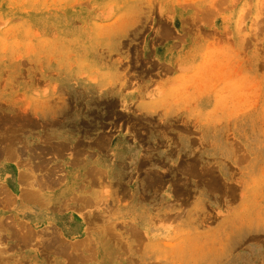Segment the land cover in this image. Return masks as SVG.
I'll use <instances>...</instances> for the list:
<instances>
[{
    "label": "rangeland",
    "instance_id": "obj_1",
    "mask_svg": "<svg viewBox=\"0 0 264 264\" xmlns=\"http://www.w3.org/2000/svg\"><path fill=\"white\" fill-rule=\"evenodd\" d=\"M0 264H264V0H0Z\"/></svg>",
    "mask_w": 264,
    "mask_h": 264
},
{
    "label": "bare ground",
    "instance_id": "obj_2",
    "mask_svg": "<svg viewBox=\"0 0 264 264\" xmlns=\"http://www.w3.org/2000/svg\"><path fill=\"white\" fill-rule=\"evenodd\" d=\"M26 192H28V191L26 190ZM23 193H24V192H23ZM30 193H32V192H30ZM24 195H25V193H24ZM24 197H26V196H24ZM132 228H133V227H132ZM134 228H135V227H134ZM55 231H56V230H55ZM132 231H133V230H132ZM133 232H134V231H133ZM53 233L55 234L54 230H53ZM137 233H138V231H137ZM54 234H53V235H54ZM57 234H58V233H57ZM135 234H136V233H135ZM32 236H33V235H32ZM51 237H53V236L51 235ZM28 238H29V237H28ZM55 238H57V236H56ZM53 239H54V237H53ZM53 239L51 238V240H53ZM30 240H31V239H30ZM30 240H29V241H30ZM21 241H22V239H21ZM23 241H25V240H23ZM55 241H56V240H55ZM55 241H54V242H55ZM57 241H58V240H57ZM57 241H56V242H57ZM59 241H60V240H59ZM84 241H85V240H84ZM41 242H42V241H41ZM51 242H52V241H51ZM54 242H53V243H54ZM43 243H44V242H43ZM58 243H59V242H58ZM58 243H55L54 246H56V244H58ZM79 243H80V242H79ZM83 243H84V242H83ZM82 245H83V244H82ZM57 246H58V245H57ZM60 246H61V244H60ZM60 248H61V247H60ZM60 248H59V249H60ZM63 249H64V248H63ZM63 249H60V250H63ZM63 252L68 253V252L65 251V249H64ZM68 255H69V253H68Z\"/></svg>",
    "mask_w": 264,
    "mask_h": 264
}]
</instances>
